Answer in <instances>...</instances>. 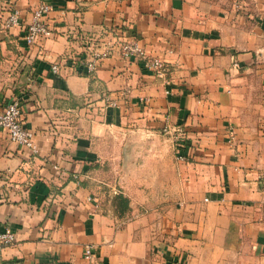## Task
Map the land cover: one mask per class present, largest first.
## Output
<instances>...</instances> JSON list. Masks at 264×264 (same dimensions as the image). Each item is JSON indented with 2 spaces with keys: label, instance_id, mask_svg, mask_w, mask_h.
Returning <instances> with one entry per match:
<instances>
[{
  "label": "crops",
  "instance_id": "obj_1",
  "mask_svg": "<svg viewBox=\"0 0 264 264\" xmlns=\"http://www.w3.org/2000/svg\"><path fill=\"white\" fill-rule=\"evenodd\" d=\"M9 1L25 23L50 3L54 34L4 30ZM116 30L165 72L120 53L89 72ZM16 98L39 152L0 129V264H264V0H0V109ZM179 124L176 159L160 138ZM127 135L147 146L121 223L96 201L97 143Z\"/></svg>",
  "mask_w": 264,
  "mask_h": 264
},
{
  "label": "built area",
  "instance_id": "obj_2",
  "mask_svg": "<svg viewBox=\"0 0 264 264\" xmlns=\"http://www.w3.org/2000/svg\"><path fill=\"white\" fill-rule=\"evenodd\" d=\"M52 9L50 3H42L33 11L30 22L25 23L22 19V10L13 1H9L6 7L7 14L2 21V28L4 30H11L16 27L24 29L23 37L29 46L38 42L42 36H51L54 30L47 21V14ZM108 37L101 40L98 37H93L91 48L86 52V57L83 58V64L88 71H93L98 64L105 58L110 57L116 53H120L125 57H142L145 59V65L156 71L157 73H164L167 67V61L159 56H149L141 44L140 40L131 36L124 31L108 32ZM93 46V47H92ZM53 70L58 71L60 65L55 62ZM0 129L6 130L11 140L21 145L28 146L34 153L39 152V147L35 140V132L32 128L25 124L23 117V103L16 98L8 101L0 109ZM165 132L173 138L175 145L178 148L182 146L181 142L185 129L183 125L171 126L165 128ZM180 152V150H178ZM179 158L184 159L185 155L179 154ZM1 181V175H0ZM1 187V186H0ZM16 240L15 233L7 229L0 233V247L14 243ZM84 256L87 259H92L94 256L93 245L87 244L84 249ZM8 264V263H6ZM65 264H72L67 262Z\"/></svg>",
  "mask_w": 264,
  "mask_h": 264
},
{
  "label": "rangeland",
  "instance_id": "obj_3",
  "mask_svg": "<svg viewBox=\"0 0 264 264\" xmlns=\"http://www.w3.org/2000/svg\"><path fill=\"white\" fill-rule=\"evenodd\" d=\"M140 140L132 135L126 137L112 136L97 143L103 160H101L100 166L97 167L99 180L97 181V194H95L96 201L103 212L116 217L121 223L132 219L134 212L137 211L131 205L130 198L125 193V185L129 184L131 186L134 181L133 178H136L134 177L136 164L138 166L143 161V154L137 152L138 149L145 146ZM146 142L152 144V141ZM160 142L162 146L172 151L176 159L178 158L177 146L171 136L164 132L161 135ZM146 146L144 149H146ZM127 165L131 169H127ZM142 205V203H137L136 208L148 211L154 204L144 203V206Z\"/></svg>",
  "mask_w": 264,
  "mask_h": 264
}]
</instances>
